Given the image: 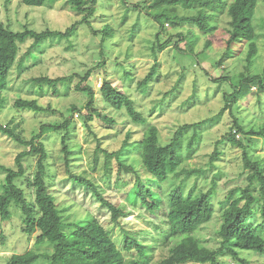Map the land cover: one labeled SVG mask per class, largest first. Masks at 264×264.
<instances>
[{"label":"rangeland","instance_id":"374dc122","mask_svg":"<svg viewBox=\"0 0 264 264\" xmlns=\"http://www.w3.org/2000/svg\"><path fill=\"white\" fill-rule=\"evenodd\" d=\"M157 1L97 0L86 9L94 10L91 15L78 12L71 0H56L43 7L0 0V20L14 32L65 34L76 26L68 36L51 37L38 44L27 38L19 45L16 63L0 71V125L16 128L25 140L40 133L44 125L60 128L46 133L41 141L48 154L46 180L63 222L67 226L96 218L125 259L146 264H161L177 242L169 235L165 213L178 186L186 196L214 188L212 217L194 233L202 246L221 248L219 231L231 203L228 197L234 193L233 199L238 198L239 189L247 187L256 198L249 224L264 237L259 213L264 198L261 182L256 177L251 185L253 170L246 169L244 149L232 142L235 138L243 144L251 163H258L264 175V136L253 135L264 132V90L252 85L246 97L235 103L231 99L244 78L264 75V0H258L250 11L257 45L252 64L247 60L248 41L228 48L227 7L234 0H226L223 9L209 12V33L181 20L197 16L199 6L183 2L155 6ZM157 17L163 18V28ZM107 28L109 35L105 34ZM167 43L169 46L162 49ZM152 70L155 75L147 85H141ZM37 78L51 81L38 82ZM57 79L62 81L55 82ZM105 82L134 100L148 124L158 128L163 145L170 144L186 125L192 126L179 133L182 157L176 172L159 189L148 185L160 200L155 213L135 201V173L121 169L122 163L146 177L141 141L147 125L132 123L125 110L104 101L101 88ZM86 87L95 94L92 107L88 106L90 97L82 90ZM19 99L36 100L44 110L18 109L15 103ZM93 111L114 123L104 122ZM217 146L218 158L214 157ZM28 150L0 134L1 165L17 169L16 157ZM67 158L73 174L95 182L107 200L124 210L117 222L86 187L70 178ZM38 159L39 155L23 159L26 176L17 181L30 202L35 196L27 180L35 175ZM4 180L5 174L0 171V195ZM10 210L11 220L0 217V264H48L44 255L52 254L53 246L48 242L37 244L38 232L25 233V215L19 205L13 203ZM127 237L137 241L146 256L136 249L125 252ZM239 256L246 263L220 252L219 263L264 264V257L253 252L240 251ZM59 264H91V260L81 253L66 252Z\"/></svg>","mask_w":264,"mask_h":264},{"label":"trees","instance_id":"16d2710c","mask_svg":"<svg viewBox=\"0 0 264 264\" xmlns=\"http://www.w3.org/2000/svg\"><path fill=\"white\" fill-rule=\"evenodd\" d=\"M22 4L30 7H43L48 2H55L56 0H20ZM75 9L78 12H87L93 15L94 10L87 9L89 5H95L97 0H71ZM186 3L187 5L195 4L200 7V12L197 16L181 18L183 22L194 24L203 33H209L212 30V25L209 22V12H217L223 9L226 0H158L155 6L158 5H177L179 3ZM258 3V0H234L227 7V12L230 17L229 22V38L227 40L228 48L233 45L241 43L242 41L249 42L248 63L252 64L255 55L257 54V45L254 41L256 32L252 23L250 11H253ZM157 21L164 27L162 17H157ZM88 22V20H86ZM76 29L74 25L65 34L61 32H42L37 33L32 30H25L22 32H14L9 29L0 20V71L11 68L17 60L19 54V45L23 44L27 38H32L35 43H41L51 37L66 35L68 36ZM105 34H110V28H107ZM185 40V39H184ZM169 46L165 44L161 46L162 49ZM191 52H193L191 50ZM91 72L88 73L87 79ZM155 75V70L145 78L141 85H147L148 82ZM38 82L51 81L48 78H37ZM62 79H57L55 82H61ZM252 85H257L264 90V75L249 76L244 78L242 82L236 87L234 94L231 96L233 102L246 97ZM90 97L89 107L94 104L95 94L89 87L82 89ZM103 99L106 103L117 110H125L132 123L136 125H147L143 139L141 141L142 149V166L146 177H143L134 168L125 166L121 163V169L127 172L135 173L136 183L133 188V195L136 202L148 211L155 213L159 210L156 204L159 200L157 192L148 185H154L160 188L170 176L176 172L181 161V138L179 133L192 126L186 125L181 129V132L168 144L163 145L159 130L154 125H149L144 114L136 109L134 100L128 95L119 91L116 87L109 83H104L101 88ZM18 109L31 110L35 112H42L36 100L19 99L15 103ZM95 115L108 124H113L114 120L98 111H93ZM89 119H92L89 118ZM66 126H63L64 128ZM241 130V128L239 127ZM60 128L44 125L40 133L33 136L31 140H25L20 134L16 132V128L7 129L0 125V134L4 133L28 151L21 152L16 157L17 169L10 168L0 164V171L5 174L3 184L4 192L0 195V217L3 221H9L12 218L11 206L13 203L19 205L25 215L26 227L25 233L32 235L38 232L37 244L45 242L50 243L54 251L52 254H45L44 257L48 259V264H59L66 252H77L90 257L91 264H146L139 259H125L122 251H120L116 243L110 237L109 232L99 223L94 217H88L84 221L73 222L65 225L61 218L58 205L55 197L50 192L49 184L46 180L47 166L46 161L48 154L42 143L43 136L51 131H58ZM254 136L263 137L264 132L254 133ZM233 143L239 145L244 149V162L246 169H252L253 174L249 176L251 185L256 177L261 182V193L264 196V175L260 173L259 164L251 163L246 148L236 140ZM220 143H218L219 145ZM191 146V145H190ZM218 146L215 150L214 157H219ZM30 155H39L37 163V171L32 179H28V186L34 190L35 200L30 202L27 200L25 191L20 188L17 181L22 180L26 176V168L23 165V159ZM113 155H117L116 153ZM67 171L70 178L86 187L95 199L105 206L112 214V220L117 222L124 214L117 204L111 203L106 196L101 192L99 186L86 179L83 176L73 174L68 158L66 159ZM192 172H189V175ZM240 196L233 199L231 193L228 197L229 206L226 208L223 215V223L221 225L219 235L222 238V246L219 250H211L202 246L195 238L194 233L198 228L210 221L213 214L212 196L214 188L208 192H201L194 194L191 192L186 196L182 186L176 187L170 196L169 209L166 214V224L169 227V235L177 242L172 247L169 257L161 262V264H220L219 254L226 251L232 257L240 259V251H249L259 254L264 257V237L258 234L257 231L249 224V219L254 215L253 207L256 204V198L250 187L239 189ZM262 227L264 228V198L259 210ZM69 228V232L65 228ZM138 250L142 257L146 256L145 250L141 245L131 238L127 237L124 244V251L131 252Z\"/></svg>","mask_w":264,"mask_h":264},{"label":"built area","instance_id":"2783aa9c","mask_svg":"<svg viewBox=\"0 0 264 264\" xmlns=\"http://www.w3.org/2000/svg\"><path fill=\"white\" fill-rule=\"evenodd\" d=\"M253 89H255V88H253Z\"/></svg>","mask_w":264,"mask_h":264}]
</instances>
